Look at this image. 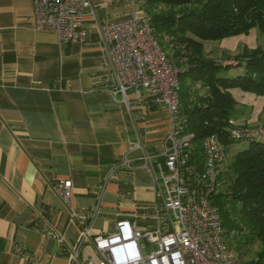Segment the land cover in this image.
Instances as JSON below:
<instances>
[{
	"label": "crops",
	"instance_id": "obj_1",
	"mask_svg": "<svg viewBox=\"0 0 264 264\" xmlns=\"http://www.w3.org/2000/svg\"><path fill=\"white\" fill-rule=\"evenodd\" d=\"M95 2L96 16L84 15L83 40L62 44L55 34L32 29V0H0V264H68L42 228L72 245L80 222L71 209L87 213L98 204L93 235L112 233L119 219L139 230L154 224L149 177L113 165L136 133L148 149L162 147L169 114L146 92L128 91L127 102L113 95L99 25L129 17L131 5ZM234 111L238 123L252 121ZM65 179L72 182L68 204L55 190ZM86 255H95L90 241Z\"/></svg>",
	"mask_w": 264,
	"mask_h": 264
},
{
	"label": "built area",
	"instance_id": "obj_2",
	"mask_svg": "<svg viewBox=\"0 0 264 264\" xmlns=\"http://www.w3.org/2000/svg\"><path fill=\"white\" fill-rule=\"evenodd\" d=\"M95 1L32 0V29L51 32L62 44L81 41L85 12L96 16ZM143 3L130 0L129 17L101 22L99 28L116 81L113 95L120 94L127 102L128 91L138 96L146 92L169 114V131L162 147L148 149L136 133L130 151L113 165V171L140 169L149 177L155 198L150 211L154 224L139 230L134 221L119 219L112 233L93 235L91 223L97 204L87 213L71 209L70 216L80 222L72 245L48 225L42 232L65 254L68 264H251L227 246L221 215L211 203L221 189L219 175L226 148L217 134L208 135L202 141L203 160L195 159L194 137L180 112V70L169 63L152 34ZM225 130L238 142L264 139V125H239L230 119ZM133 152L138 154L133 156ZM55 190L68 204L72 182L62 180ZM87 241L95 255L82 259Z\"/></svg>",
	"mask_w": 264,
	"mask_h": 264
},
{
	"label": "trees",
	"instance_id": "obj_3",
	"mask_svg": "<svg viewBox=\"0 0 264 264\" xmlns=\"http://www.w3.org/2000/svg\"><path fill=\"white\" fill-rule=\"evenodd\" d=\"M142 9L159 45V39L165 40L168 52L160 47L167 58L175 57L174 63L168 58L169 63L180 70V112L194 137L195 159L203 160L202 141L208 135L217 134L225 148L238 143L225 130L230 119H237L231 90L264 95V42L245 48L233 58L235 65L209 58L203 42L246 35L253 28L264 34V0H144ZM238 66L244 68L242 75H226L229 68ZM197 85L205 90L198 102L191 97ZM230 168L220 173L222 186L211 203L221 215L226 242L234 237L239 245L257 240L260 249L249 262L264 264V139L248 142Z\"/></svg>",
	"mask_w": 264,
	"mask_h": 264
},
{
	"label": "rangeland",
	"instance_id": "obj_4",
	"mask_svg": "<svg viewBox=\"0 0 264 264\" xmlns=\"http://www.w3.org/2000/svg\"><path fill=\"white\" fill-rule=\"evenodd\" d=\"M160 40V45L163 50L167 53L168 49H165L163 40ZM264 42V34L261 33L257 28H253L246 35H237L225 37L215 41H205L203 42L204 53L211 59L215 60L218 63L223 65L225 62H231L233 65L236 64V61L233 59L235 56L244 52V49L255 48L259 45H262ZM164 47H163V46ZM169 54V53H168ZM169 58V57H168ZM175 57L169 58L171 62L174 61ZM244 72L243 66L231 67L226 71L227 76H237L242 75ZM205 90H202L200 87L194 86L192 88L191 97L195 101L198 102V98L204 95ZM231 95L234 99L241 102V107L236 106L239 110L242 111L243 115L246 112L247 119H251L252 121H245L244 123H238L239 125H264V95L256 96L254 94L248 92H242L239 88H234L231 90ZM191 100V98H190ZM254 118V119H253ZM247 142H233L232 144H228L226 148V158L221 162L220 171L221 173L226 174V170L228 171L231 163L233 162L234 156L238 151L247 147ZM232 173V171H231ZM220 181V180H219ZM221 182H219L220 187ZM244 231V233H246ZM238 237H234L231 241L227 242V246L231 248V250L239 256L242 260L249 262L255 258L257 251L260 249V244L257 240L253 241L251 244H237L236 240ZM242 241V240H240ZM240 246L237 247V245ZM229 248V249H230Z\"/></svg>",
	"mask_w": 264,
	"mask_h": 264
}]
</instances>
